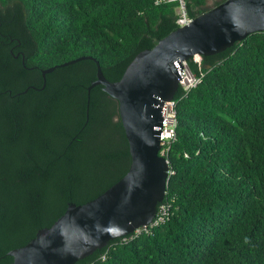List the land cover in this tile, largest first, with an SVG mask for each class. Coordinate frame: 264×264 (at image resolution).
I'll list each match as a JSON object with an SVG mask.
<instances>
[{"label": "trees", "instance_id": "16d2710c", "mask_svg": "<svg viewBox=\"0 0 264 264\" xmlns=\"http://www.w3.org/2000/svg\"><path fill=\"white\" fill-rule=\"evenodd\" d=\"M187 0L192 18L224 0ZM176 2L0 0V264L8 251L119 180L130 154L121 78L179 26ZM57 67L43 77L41 70ZM188 62L201 81L176 104L163 220L75 264H264V31ZM179 89L174 97L179 94ZM104 255V257H102Z\"/></svg>", "mask_w": 264, "mask_h": 264}, {"label": "water", "instance_id": "95a60500", "mask_svg": "<svg viewBox=\"0 0 264 264\" xmlns=\"http://www.w3.org/2000/svg\"><path fill=\"white\" fill-rule=\"evenodd\" d=\"M264 31V0H224L197 15L188 25L168 33L140 51L120 79L109 81L96 62V79L118 101L119 117L127 139V172L96 197L82 204L68 203L48 227L40 228L24 245L8 251L10 264H75L111 239L125 236L153 220L169 178V164L159 155L162 106L178 89L180 61L210 55ZM93 57L75 59L55 68Z\"/></svg>", "mask_w": 264, "mask_h": 264}, {"label": "built area", "instance_id": "2783aa9c", "mask_svg": "<svg viewBox=\"0 0 264 264\" xmlns=\"http://www.w3.org/2000/svg\"><path fill=\"white\" fill-rule=\"evenodd\" d=\"M154 4H162V3H168V2H176V11H177V17H176V24L180 26L188 25L192 21V17L188 15L187 12V0H152ZM190 60H193L195 63H200L201 57L198 54L193 55L189 59H183L180 61V65L177 64L178 68V89L179 94L175 98L173 96L172 99L165 101L162 106V120H161V126H160V149H159V155L165 157L167 150L172 143V141L175 138V129L177 126V119H176V104L179 99L186 96L189 91L194 88L200 81H201V75L196 76L193 71L190 69L188 62ZM177 89V90H178ZM175 95V94H174ZM171 174V171L169 169V175ZM166 207L165 204H161L158 208V211L156 210V214L148 225L140 226L136 229H134L133 232L135 235L139 234L142 230H147L148 227L157 224L158 222L163 220V216L166 213ZM104 257V255L102 256Z\"/></svg>", "mask_w": 264, "mask_h": 264}, {"label": "rangeland", "instance_id": "374dc122", "mask_svg": "<svg viewBox=\"0 0 264 264\" xmlns=\"http://www.w3.org/2000/svg\"><path fill=\"white\" fill-rule=\"evenodd\" d=\"M212 4H213V0H208V1H207V5H208V6H211Z\"/></svg>", "mask_w": 264, "mask_h": 264}]
</instances>
